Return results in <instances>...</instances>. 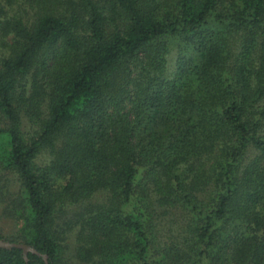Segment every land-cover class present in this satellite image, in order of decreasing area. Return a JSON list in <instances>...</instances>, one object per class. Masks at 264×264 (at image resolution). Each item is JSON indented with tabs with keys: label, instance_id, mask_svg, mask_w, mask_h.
<instances>
[{
	"label": "trees",
	"instance_id": "obj_1",
	"mask_svg": "<svg viewBox=\"0 0 264 264\" xmlns=\"http://www.w3.org/2000/svg\"><path fill=\"white\" fill-rule=\"evenodd\" d=\"M0 165V264H264V0H0Z\"/></svg>",
	"mask_w": 264,
	"mask_h": 264
},
{
	"label": "rangeland",
	"instance_id": "obj_2",
	"mask_svg": "<svg viewBox=\"0 0 264 264\" xmlns=\"http://www.w3.org/2000/svg\"><path fill=\"white\" fill-rule=\"evenodd\" d=\"M176 62V55L173 53L170 56L169 61V67L170 70L175 67ZM26 128L29 131H33L36 127H32L30 122L26 123ZM51 160V154L50 150L47 148H44L41 153L36 158V163L39 165H45L48 163V161ZM23 188L21 186V180L19 179L18 174L13 171L12 169H6L3 168L2 165H0V239L7 241V242H13L11 240L16 239V236L18 235V231L21 227L24 225V220L20 217H18V214L15 212L13 208H11L12 199L14 196H18L19 192L22 193ZM106 198L104 192L97 193L93 199L94 201H102ZM177 213V215L175 214ZM172 217V215H168L165 218H162L158 223V231L161 233V235L167 236L171 232L170 229L173 227V229L177 228L178 224L181 223L182 216L181 213L176 212ZM59 220L60 226L61 223L63 224V217H61V220ZM58 223V224H59ZM58 226V225H56ZM60 228L61 230V227ZM178 229V228H177ZM179 231V230H177ZM69 235V232L67 233ZM72 234V233H71ZM59 236H62V233H59ZM75 235L72 236L74 238ZM167 239L164 238V240ZM21 239L18 243H20ZM22 243V242H21ZM79 251L77 250L76 246H71L63 250V255L71 258L73 262H78L80 264L84 263L77 255ZM82 258V257H81ZM69 261V262H72Z\"/></svg>",
	"mask_w": 264,
	"mask_h": 264
},
{
	"label": "water",
	"instance_id": "obj_3",
	"mask_svg": "<svg viewBox=\"0 0 264 264\" xmlns=\"http://www.w3.org/2000/svg\"><path fill=\"white\" fill-rule=\"evenodd\" d=\"M0 246L6 248H12V247L22 248L25 254H27L30 250L35 251V249H32V247L28 244L18 243V242H7L2 239H0Z\"/></svg>",
	"mask_w": 264,
	"mask_h": 264
}]
</instances>
